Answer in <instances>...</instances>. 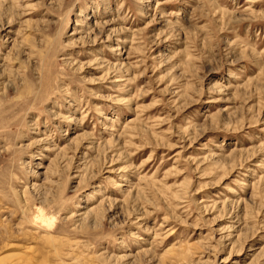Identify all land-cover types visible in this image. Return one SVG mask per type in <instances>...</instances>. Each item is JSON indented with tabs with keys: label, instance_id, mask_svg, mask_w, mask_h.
<instances>
[{
	"label": "rangeland",
	"instance_id": "1",
	"mask_svg": "<svg viewBox=\"0 0 264 264\" xmlns=\"http://www.w3.org/2000/svg\"><path fill=\"white\" fill-rule=\"evenodd\" d=\"M0 264H264V0H0Z\"/></svg>",
	"mask_w": 264,
	"mask_h": 264
}]
</instances>
